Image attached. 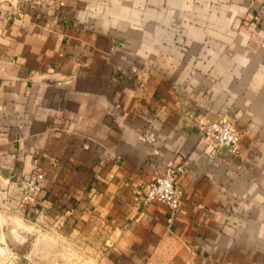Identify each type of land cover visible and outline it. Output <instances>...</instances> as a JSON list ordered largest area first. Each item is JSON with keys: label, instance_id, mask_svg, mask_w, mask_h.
Segmentation results:
<instances>
[{"label": "crops", "instance_id": "1", "mask_svg": "<svg viewBox=\"0 0 264 264\" xmlns=\"http://www.w3.org/2000/svg\"><path fill=\"white\" fill-rule=\"evenodd\" d=\"M206 119L237 125V156L204 144ZM180 165L181 210L144 206ZM10 220L30 239L0 251L29 262L61 245L45 222L116 264H264V0H0V232Z\"/></svg>", "mask_w": 264, "mask_h": 264}, {"label": "built area", "instance_id": "2", "mask_svg": "<svg viewBox=\"0 0 264 264\" xmlns=\"http://www.w3.org/2000/svg\"><path fill=\"white\" fill-rule=\"evenodd\" d=\"M200 125L202 140L208 148L212 151L223 150L230 156L238 155L242 134L237 125L224 119H206ZM184 171V166H172L163 174L153 176L142 204H162L173 213L180 211L182 193L178 184ZM43 180L41 170L23 178L20 187L28 202L40 191Z\"/></svg>", "mask_w": 264, "mask_h": 264}, {"label": "rangeland", "instance_id": "3", "mask_svg": "<svg viewBox=\"0 0 264 264\" xmlns=\"http://www.w3.org/2000/svg\"><path fill=\"white\" fill-rule=\"evenodd\" d=\"M27 223H31L32 220H24ZM45 222H40L43 227L51 233L50 236L55 240H60L59 246H54L48 249L52 250V255L41 256L39 259H35L32 262L22 259L19 255H25L28 253L29 247L16 246L8 248L10 256L0 251V264H116L109 256L110 252L108 248L97 245L96 241H92V238L79 239L75 236L67 233L54 232L49 230L48 226H45ZM9 231L0 232V238H7L9 240H17L21 238L30 239V236H22L15 231V221H9ZM46 233V232H43ZM32 236V234H29ZM16 255V256H15ZM45 255V254H40ZM14 256V257H13ZM156 264H165L163 261H158Z\"/></svg>", "mask_w": 264, "mask_h": 264}, {"label": "trees", "instance_id": "4", "mask_svg": "<svg viewBox=\"0 0 264 264\" xmlns=\"http://www.w3.org/2000/svg\"><path fill=\"white\" fill-rule=\"evenodd\" d=\"M28 209H29V206H28V205L25 206V212H26V213H27ZM30 217H31V216H30Z\"/></svg>", "mask_w": 264, "mask_h": 264}]
</instances>
